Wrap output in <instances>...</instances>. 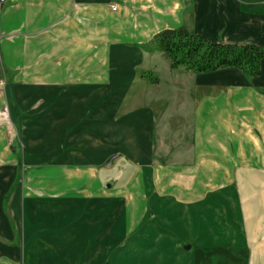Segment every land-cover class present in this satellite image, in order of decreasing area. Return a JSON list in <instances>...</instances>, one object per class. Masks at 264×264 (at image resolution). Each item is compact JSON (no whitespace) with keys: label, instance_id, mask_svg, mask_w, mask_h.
Returning <instances> with one entry per match:
<instances>
[{"label":"crops","instance_id":"crops-1","mask_svg":"<svg viewBox=\"0 0 264 264\" xmlns=\"http://www.w3.org/2000/svg\"><path fill=\"white\" fill-rule=\"evenodd\" d=\"M0 8V34L14 37L0 41V54L8 100L16 97L19 107L24 165L39 190L35 204L51 193L62 198L48 206L54 211L66 209L70 200L62 201L69 197L88 198L93 206L107 196L101 187L107 160L120 156L112 166L134 173L116 191L125 200L122 211L144 203L153 225L119 232L142 236L126 241L125 252L108 264H264V58L255 78L234 68L192 74L171 70L161 54L157 60L143 48L159 32L185 27L210 42L264 51V0H194L192 23L184 0H7ZM91 18L99 26L113 20L114 34L101 42L91 37ZM48 27L50 34L27 38ZM92 41L107 47L96 70ZM158 65L168 69L174 105L160 98L159 81L140 77ZM174 108L191 124L184 163L155 154L157 132ZM5 168L0 264H41L25 259V243H14L22 224L26 233L28 196L7 193L17 167ZM118 210L110 216L116 217L111 231L122 219ZM63 246L47 248L68 250ZM97 248L106 250L101 243ZM58 252L53 263L63 258Z\"/></svg>","mask_w":264,"mask_h":264},{"label":"rangeland","instance_id":"rangeland-1","mask_svg":"<svg viewBox=\"0 0 264 264\" xmlns=\"http://www.w3.org/2000/svg\"><path fill=\"white\" fill-rule=\"evenodd\" d=\"M184 4L186 7V21L188 23H192L194 0H184ZM257 4V2L250 3V5ZM91 21L92 25L94 24L95 27H92V34L90 36L97 38L96 40L99 42L104 41L106 38H108V36L114 34L113 20L103 19L100 22V26L98 25L99 22H97V24L93 22L94 18H91ZM80 23H82L81 17ZM58 25H60V22H58ZM50 29L51 28L48 27L43 28L42 30L37 29L29 31L27 32V38L34 41L35 38L40 37V35L50 34ZM13 38V36L9 37L8 35L4 36L2 33L0 34V41L3 39L7 40ZM148 43L144 44L143 48L149 47ZM90 45L89 51L92 54V57H94L92 59L91 67L92 70H96L97 68L103 67L104 65L103 57L107 47L103 46V44L95 45L93 41L90 43ZM33 47H35V44ZM40 48L42 47L40 46ZM144 50H148L152 55L158 57L157 60H159V57H161L159 55L160 53L152 48ZM2 61L3 60L1 56L0 169L12 164L16 165L17 171L14 173L13 182L7 193L9 195H24V193L27 194L28 198L26 200L28 201L26 212H28V215L30 216L27 218L26 233L24 234L25 229L22 224V228L16 235L14 243H25L26 247L30 248L29 251L25 252V259L28 260L29 258L37 257L41 259V264L55 263L52 262L54 261L52 259L54 257V253H57L58 250H49L47 247L51 246V244L56 246H68V250L64 248V250L58 252L61 255L60 257L63 258L55 264H68V262L71 260H73L75 264H84V260H87V263L91 262L90 264H108L111 259L116 257V255L120 253L123 254L125 252L124 249L120 250V247H122L126 241L129 242L136 237L142 236L139 234L130 233L127 235H122L119 232L123 231L125 227L133 226L132 230L137 232L141 226L153 225V219H151L153 216V211L149 210V208H146L144 203H139L136 205L130 203L128 208L125 211H122V206L125 203V200L121 198L116 191L121 185H123L127 177L134 175L133 169L124 168L123 165H116L115 167H113V165L109 168L107 167V173L105 176H103V181L101 184L102 190L104 193H107V196L106 198H101V200H99L93 206L90 205L88 198L69 197L63 199L62 201V203L65 204L66 200H70L66 203V209L60 212L56 210L54 211L48 206H51L53 200L61 201L62 198L60 200L57 198L58 196H53L51 193L47 194L49 198H44L41 204H35V197L38 196L39 190L34 184V177L31 176L32 172L29 174L24 165L22 155L23 148L21 144L22 140L17 133L19 127V107L16 97L13 98L14 101L8 100V98L11 97L8 93V80L6 79V74H4L6 67ZM167 71L168 69H165L164 71V69L162 67L160 68L158 65L156 68H154V73H141L140 77L151 81L152 79L159 81L161 84L160 88H158L160 98L166 101V103L174 105L175 92L170 90L168 84L169 81H166V76L168 74L166 73ZM94 76L95 75H92V79ZM95 78H97V76H95ZM172 112L174 114H170L171 112L167 114L165 118L166 121L161 124V129L157 132V146L155 148V154L158 156V158H166V160L168 158V160L175 163H184L187 162L191 156V124L189 121H187L188 117L186 115H182L181 117L177 115V108L172 109ZM36 129H38V127H36ZM31 130H35V127L32 126ZM117 160H120V158ZM48 171L50 172V169ZM2 172H0V175H2ZM6 172L8 174L10 172L9 169ZM105 182L110 184V189L105 188ZM7 193L5 195H7ZM43 194H45V192L42 189V195ZM115 207L119 209L118 213L122 214V219L119 222V227L111 231L112 226L116 222V217L114 218L113 216L110 218V216L115 212L114 209L116 210ZM87 216H89V218L84 219V217ZM98 218L101 219V222ZM106 219H108V223L106 222ZM103 229H106L105 234H99L100 231L103 232ZM71 243H73V245H71ZM99 243L102 245L105 244L106 250L99 251L97 248ZM39 248H41V250H39ZM238 257L242 258L240 254L236 255L235 258ZM24 261L25 260L23 259L22 262L24 263Z\"/></svg>","mask_w":264,"mask_h":264},{"label":"trees","instance_id":"trees-1","mask_svg":"<svg viewBox=\"0 0 264 264\" xmlns=\"http://www.w3.org/2000/svg\"><path fill=\"white\" fill-rule=\"evenodd\" d=\"M148 46L144 49L159 52L171 70L183 68L192 74L234 68L249 78H255L260 74V62L264 58L263 49L256 45L210 42L185 27L159 32Z\"/></svg>","mask_w":264,"mask_h":264},{"label":"built area","instance_id":"built-area-1","mask_svg":"<svg viewBox=\"0 0 264 264\" xmlns=\"http://www.w3.org/2000/svg\"><path fill=\"white\" fill-rule=\"evenodd\" d=\"M6 1L7 0H0V6H2ZM116 9H117L116 5H114V4H112L110 6V10L112 12H115ZM117 159H118V156H116V155L111 156L106 162V167H108V168L111 167Z\"/></svg>","mask_w":264,"mask_h":264},{"label":"water","instance_id":"water-1","mask_svg":"<svg viewBox=\"0 0 264 264\" xmlns=\"http://www.w3.org/2000/svg\"><path fill=\"white\" fill-rule=\"evenodd\" d=\"M108 188L110 187L109 185L107 186ZM186 250H188L189 248L188 247H185Z\"/></svg>","mask_w":264,"mask_h":264}]
</instances>
